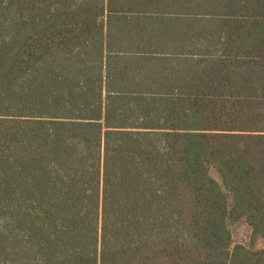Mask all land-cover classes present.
<instances>
[{
  "label": "trees",
  "instance_id": "trees-1",
  "mask_svg": "<svg viewBox=\"0 0 264 264\" xmlns=\"http://www.w3.org/2000/svg\"><path fill=\"white\" fill-rule=\"evenodd\" d=\"M240 219L264 0H0V264H264Z\"/></svg>",
  "mask_w": 264,
  "mask_h": 264
},
{
  "label": "rangeland",
  "instance_id": "rangeland-1",
  "mask_svg": "<svg viewBox=\"0 0 264 264\" xmlns=\"http://www.w3.org/2000/svg\"><path fill=\"white\" fill-rule=\"evenodd\" d=\"M213 174L216 178H218L215 173ZM229 229L231 231L233 244H241L245 247H253L257 249L264 247L262 238H253L251 227L245 219H240L237 222L230 223Z\"/></svg>",
  "mask_w": 264,
  "mask_h": 264
},
{
  "label": "crops",
  "instance_id": "crops-1",
  "mask_svg": "<svg viewBox=\"0 0 264 264\" xmlns=\"http://www.w3.org/2000/svg\"><path fill=\"white\" fill-rule=\"evenodd\" d=\"M181 42H178V41H173V43L171 44L172 46H178L180 45ZM183 46H185V42L183 41Z\"/></svg>",
  "mask_w": 264,
  "mask_h": 264
}]
</instances>
